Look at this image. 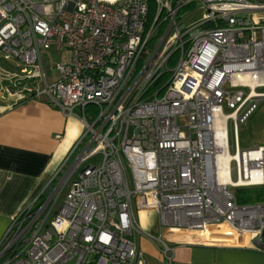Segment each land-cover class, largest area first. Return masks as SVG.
Wrapping results in <instances>:
<instances>
[{
  "label": "built area",
  "instance_id": "built-area-1",
  "mask_svg": "<svg viewBox=\"0 0 264 264\" xmlns=\"http://www.w3.org/2000/svg\"><path fill=\"white\" fill-rule=\"evenodd\" d=\"M0 57L18 69L0 63L1 99H44L83 129L12 216L0 264H147L142 235L201 264L175 262L143 209L166 239L211 225L264 250V201L232 191L264 186V144L238 141L264 99V0H0Z\"/></svg>",
  "mask_w": 264,
  "mask_h": 264
},
{
  "label": "crops",
  "instance_id": "crops-1",
  "mask_svg": "<svg viewBox=\"0 0 264 264\" xmlns=\"http://www.w3.org/2000/svg\"><path fill=\"white\" fill-rule=\"evenodd\" d=\"M82 130L78 119L64 116L44 99L0 98V240L12 216L50 189ZM151 214L156 212L140 210L139 221L147 224ZM169 240L175 262L264 264V250L224 245L232 241L227 228L211 226L208 235L181 233Z\"/></svg>",
  "mask_w": 264,
  "mask_h": 264
},
{
  "label": "rangeland",
  "instance_id": "rangeland-1",
  "mask_svg": "<svg viewBox=\"0 0 264 264\" xmlns=\"http://www.w3.org/2000/svg\"><path fill=\"white\" fill-rule=\"evenodd\" d=\"M199 16L200 14L198 15V17ZM193 18H191V21H193ZM191 21H187V22H191ZM0 63L4 67H7L14 71H18V69L14 67L13 63L5 61L1 57H0ZM76 111L79 110L76 109ZM243 117L244 118L240 122L238 127L239 147L242 149H246L260 144H264V99L260 100L255 105V107L252 106V104H250L244 110ZM99 160H100V156L97 155L93 158L92 161L98 163ZM241 190L242 188L232 189L233 193L236 196L241 193ZM60 203H61V199L58 202V206L60 205ZM147 219H148V223L145 225H143L140 222L142 229L145 232L152 234V236L155 239L160 237L162 241L165 240V242L171 247V241L163 237V235L165 234L166 227L160 224L159 216L157 214H151L147 217ZM203 233L204 235L209 234V233H205L204 231ZM139 244L143 251L147 264H168V260L162 252L164 249V245L162 242L159 241L152 242L150 239H148L147 236L142 235L140 236Z\"/></svg>",
  "mask_w": 264,
  "mask_h": 264
},
{
  "label": "trees",
  "instance_id": "trees-1",
  "mask_svg": "<svg viewBox=\"0 0 264 264\" xmlns=\"http://www.w3.org/2000/svg\"><path fill=\"white\" fill-rule=\"evenodd\" d=\"M237 200L241 203H253L264 201V186L261 187H245L238 194Z\"/></svg>",
  "mask_w": 264,
  "mask_h": 264
},
{
  "label": "bare ground",
  "instance_id": "bare-ground-1",
  "mask_svg": "<svg viewBox=\"0 0 264 264\" xmlns=\"http://www.w3.org/2000/svg\"><path fill=\"white\" fill-rule=\"evenodd\" d=\"M249 80V82L250 83H254V81H255V79H252V78H248ZM227 159H228V155H222V156H220L219 157V164H220V170H219V172L221 173V175H224L225 173H227V170H226V168H225V165H226V163H227ZM210 227H211V225L210 226H208L207 228H206V230H203L205 233H209V231L208 230H210ZM229 230V229H228ZM229 234H230V236L233 238V235H232V233L230 232V230H229Z\"/></svg>",
  "mask_w": 264,
  "mask_h": 264
}]
</instances>
